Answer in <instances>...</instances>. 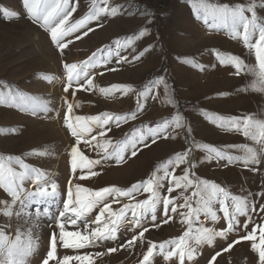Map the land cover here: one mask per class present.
I'll list each match as a JSON object with an SVG mask.
<instances>
[{
	"label": "rangeland",
	"instance_id": "rangeland-1",
	"mask_svg": "<svg viewBox=\"0 0 264 264\" xmlns=\"http://www.w3.org/2000/svg\"><path fill=\"white\" fill-rule=\"evenodd\" d=\"M110 5L119 6L116 16L102 17L99 22H92L88 27L95 29L86 37L77 40V35L87 29L65 37L72 40L69 47L60 52L51 39L50 32L33 21L27 14L22 0H0V92L21 93L29 98V103L38 105L35 114L31 108L22 109L10 103H0V155L19 157L30 170L40 172L49 185H56V193L39 202L28 200V193L35 190L31 179L25 180L21 189V198L27 204L30 215H5L2 211L5 201L12 206V198L0 188V229L13 239L17 232L31 233L35 245L28 257V264H42L50 249V237L59 234V223L68 199V191L76 193V185L98 190L106 186H117L128 189L133 184L150 177L153 172L163 176V168L169 158L177 152L190 149V160L193 178L214 182L223 187L232 196L247 197L255 204V211L247 216L240 215L237 230L229 234V240L239 239L252 231L256 224L264 223V156L254 165L245 166L242 160L231 163L226 158L208 159L209 149L196 145L213 146L232 157L244 154V146H256L242 132L232 130L230 125L220 126L213 122L217 117L225 121L230 118L252 116L264 120V93L251 87L256 77L249 68L256 66L254 50H249L242 37L234 38L225 28L214 29L198 18L196 7L199 0H109ZM214 5L247 4L249 0H207ZM76 11L70 17V23L80 19L89 12L92 0H70ZM259 5V0H257ZM19 13L18 18H7L3 10ZM257 14L264 17V8L257 7ZM250 15V14H249ZM97 23L102 27H97ZM147 29L142 36L137 33ZM258 37L253 38V42ZM148 49L138 60L133 57ZM102 50V51H98ZM97 55L92 63L95 67L87 69L93 87L89 90L80 87L86 79L73 81L67 87V69L64 63H77ZM117 53H119L117 55ZM239 56L247 66L236 75L233 65L222 63L221 56ZM127 57V60H121ZM106 61V63H105ZM115 69V70H111ZM160 78H163L161 82ZM114 84L131 85L132 91H113L109 94L100 92V88H109ZM72 105V122L76 116H100L103 113L123 115L136 113L135 119L127 122L110 121L103 128L90 122L91 133L85 134L79 145L80 150L89 159H100L101 164L93 167L98 175L79 179L86 175L87 169L71 168V148L76 138L71 135L65 120L68 106ZM179 113L183 117L184 127H170L165 135L167 139H158L155 144L151 139L146 142L149 147L138 144L135 157L130 151L119 164L115 156L105 158L103 147L105 141H111L108 152L119 146V142L131 139L138 133H147L155 129L165 119ZM110 127L111 131H106ZM105 131L104 136L99 133ZM96 138L93 140L92 137ZM84 140L91 146H85ZM46 153V154H41ZM214 155V153H212ZM13 167L21 171L20 165L13 162ZM185 165L175 169L176 175L182 174ZM159 168V171H156ZM171 172L173 169L168 167ZM161 196L169 195L170 178L162 182ZM194 188L187 191L176 189L170 195L176 198V204H183L184 196H191ZM148 193H137L136 201L148 198ZM197 197L192 198V206L197 207ZM119 203H111L113 211H119L123 204L134 203L130 198L119 197ZM231 209V200L228 201ZM101 205L77 221L76 225L65 223L68 231H86L85 222L90 223L99 213ZM171 208V206H169ZM216 219L207 212H201L199 219L193 223V230L209 228L219 231L227 226L223 206L219 201L212 205ZM13 211H20L17 203ZM181 212L187 209L177 208V213L167 224L159 228L153 224L160 223L164 217L163 203L156 206V221L151 219L149 211L140 217V228H134L131 221V210L126 219L128 224L117 231L116 240H105L84 249H65L58 242L57 256L91 255L95 264H140L143 253H146L149 242L157 244L183 235L188 225L182 223ZM66 213V216H72ZM108 214H106L107 216ZM249 217L251 222H249ZM247 224L245 229L243 225ZM149 231L144 234L142 242L134 248L123 247L134 234L143 228ZM259 243V231L256 232ZM22 238H26L22 237ZM224 241L217 237L214 245L204 243L199 247L196 260H185V264H208V259L219 251ZM250 241L239 244L221 256L216 264H258V253L251 248ZM110 248L119 250L110 254L96 256V253H107ZM2 255V254H0ZM55 264V261H50ZM78 264V262H74ZM152 264H178L176 257L165 260L158 250L152 258Z\"/></svg>",
	"mask_w": 264,
	"mask_h": 264
},
{
	"label": "snow or ice",
	"instance_id": "snow-or-ice-1",
	"mask_svg": "<svg viewBox=\"0 0 264 264\" xmlns=\"http://www.w3.org/2000/svg\"><path fill=\"white\" fill-rule=\"evenodd\" d=\"M23 6L26 9V14L36 23L42 24L50 34L52 41L56 44L60 52H64L69 47L72 40L65 41V37L77 33L82 29H87L82 32V35H77V40L86 37L89 32L95 29L88 27L92 22H99L102 17L116 16L119 13V6L110 5L109 0H92V6L88 13L75 22L70 23V17L76 11V6L70 3V0H22ZM78 4V0H75ZM264 8V0H249L247 4H240L235 6L214 5L207 2V0H199L196 7L198 18L202 19L209 27L214 29L225 28L230 31L234 38L242 37L243 43L249 50H254L256 66L249 68L248 71L252 72L256 79L253 81L251 87L255 91L264 93V17L257 14V7ZM7 18H18L19 13L15 11L3 10ZM250 14V15H249ZM103 25L97 23V27ZM147 29L140 30L137 35L142 36ZM258 37L253 42V38ZM102 51V50H98ZM148 49L140 52L138 56L133 59H139L142 57ZM119 53H117L118 55ZM93 53L92 57L88 60L77 63H64V68L67 69V87H72L73 81H81L86 79V84H80V87L89 90L93 87V79L89 78L90 67H95L92 63L93 58L96 56ZM121 60H127V57H121ZM222 63L231 64L235 67L236 75H239L242 70L247 66L245 62L236 55L221 56ZM106 63V61H105ZM115 70V69H111ZM163 82V78H160ZM101 93L109 94L113 91H123L127 93L132 91L131 85L114 84L109 88H100ZM0 103H10L16 107L22 109L31 108L33 114L36 113L38 105L36 103H29V98L21 93H13L12 90H8L7 93L0 92ZM68 116L65 123L67 128L71 130V135L76 138V144L71 148V168L75 172L76 169H87L86 175H81L79 179H87L98 175L96 171H93V167L101 164L100 159H89L80 150L81 139L85 134L91 133L92 128L90 122H94L96 125L103 128L105 125H109L110 121H115L117 126L120 122H127L129 119H135L136 113H127L123 115H116L112 113H103L100 116L83 117L76 116L75 121L72 122V105L68 106ZM220 122V126L225 124L230 125L232 130L240 131L245 137H249L255 142L256 146H244V154L240 157H232L220 150L215 149L213 146L208 145H196V147H202L209 149L210 155L208 159H222L226 158L229 163L235 160H242L245 166L249 164L254 165L264 156V120L254 119L252 116L243 118H230L225 121L223 117H217L213 122ZM170 127L180 129L184 127L183 117L177 113L169 119H165L163 124L159 127L152 129L149 128L147 133H138L131 139L119 142V146L108 152V146L111 141H105L104 145H95V147H103L105 152V158L115 156L116 162L119 164L125 159V153L130 151V155L135 157L138 152L137 145L142 144L144 148L149 147L146 142L151 139V143L155 144L158 139H167ZM106 131H111L108 127ZM100 136L105 135V131L99 133ZM96 137L93 136L94 140ZM85 146H91L90 141H83ZM190 149H186L174 154V158H169L163 168L164 175L157 176L156 172H153L150 177L143 181H139L133 184L128 189H121L117 186H106L98 190L84 187L77 184L75 196L71 190L68 191L67 202L64 203V211L60 212L62 218L58 227L60 229L57 236L53 233L50 237V249L46 253V257L42 260V264H50V261H55V264H95L91 255H65L62 258L57 256V244L58 242L65 249H84L88 246L94 245L97 242L105 240H116L117 231L122 225H126L129 221L126 219L127 213L131 210L132 225L134 228H140V217L144 216L147 212L152 213L151 219L156 221L155 210L156 206L163 203L164 217L160 223L153 224V227L159 228L161 224H167L173 219V215L176 214L177 208L187 209V212H181L182 223L188 225V229L180 237L163 241L159 244L156 242H149L146 253H143V259L140 264H152V258L156 254L157 250L159 254L164 256L165 260H171L176 257L178 264H185V260L195 261L199 253L200 245L207 243L208 245H214L217 237L221 238L225 243L221 246L219 251L214 252L208 259V264H216L217 257L222 253L230 251L234 245L239 244L241 241H250L253 251L258 253V264H264V223L256 224L252 231L246 235L240 236L239 239L229 240V234L237 230V226L240 221L237 219L240 215L247 216L250 211H255V204L251 203L247 197L244 196H232L220 185L214 182L206 180H199L193 178L191 168L194 167L190 160ZM214 153V155H212ZM46 154V153H41ZM13 162L20 165L21 171H18L13 167ZM181 165H185L182 169L181 175L175 174V169ZM172 167V171L168 170V167ZM160 169L157 168L156 171ZM30 170V166L25 164L19 157L0 155V188L4 189L12 198V206L8 201L4 202L2 211L5 215H21L23 212L25 215H30L27 212V204L21 198V189L23 188L25 180L31 179L36 185L34 191L28 193V200L39 202L52 196L56 193V185L52 184L51 190L49 185L43 179L40 172H35L34 176ZM170 178V186L167 189L169 195L161 196L160 189L162 188V182ZM189 188H194L191 196H184L183 204H176V198L171 197V193L176 189H182L187 191ZM148 193V198L140 201H136L135 197L137 193ZM264 197V192L260 193ZM119 197L130 198L134 203L123 204L119 211H113L111 203L108 202L111 198L112 203H119ZM197 197V207L192 206V198ZM231 200V211L228 201ZM215 201H219L223 206V214L227 218V226L219 231L209 228H197L193 230V223L199 219L201 212L209 213L213 219H216V213L212 208ZM19 203L20 211L14 212L13 207ZM99 213L95 216L94 220L90 223L85 222L86 231H68L65 228V223L76 225L77 221L82 217H85L88 213L92 212L94 208L101 205ZM171 206V208H169ZM261 213H264V205L261 206ZM66 213H72V216H66ZM106 214H108L106 216ZM249 222L251 219L249 217ZM247 224L243 225L246 229ZM259 231V243H257L256 232ZM149 231L147 227L139 231L138 234H134L131 240H128L123 247L134 248L138 242H142L144 234ZM26 238H22L25 237ZM35 245L31 233L17 232L15 238L10 237L3 229H0V264H28V257L34 251ZM118 248H110L107 253H96V256H102L118 251Z\"/></svg>",
	"mask_w": 264,
	"mask_h": 264
}]
</instances>
